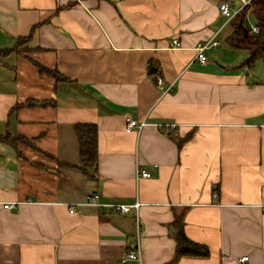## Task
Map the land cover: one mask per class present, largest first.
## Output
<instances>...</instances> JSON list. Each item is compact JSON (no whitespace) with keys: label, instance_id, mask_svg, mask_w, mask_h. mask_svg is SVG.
I'll list each match as a JSON object with an SVG mask.
<instances>
[{"label":"crops","instance_id":"obj_1","mask_svg":"<svg viewBox=\"0 0 264 264\" xmlns=\"http://www.w3.org/2000/svg\"><path fill=\"white\" fill-rule=\"evenodd\" d=\"M221 2L0 0V134L35 144L0 139V264H264V66L227 42ZM80 122L98 125L94 178L67 164ZM135 203L139 236L137 209L111 206ZM180 217L210 256L175 258Z\"/></svg>","mask_w":264,"mask_h":264},{"label":"trees","instance_id":"obj_2","mask_svg":"<svg viewBox=\"0 0 264 264\" xmlns=\"http://www.w3.org/2000/svg\"><path fill=\"white\" fill-rule=\"evenodd\" d=\"M72 4L73 3H70L69 5ZM249 15H252L255 18L256 25L259 26V32L250 33L247 37L240 26V21L245 25V21ZM232 26L233 32L227 38V42L236 49L248 51L249 55L245 60V64L252 66L257 60L264 61V0H252L251 3L247 5L235 19H233ZM30 37L31 36L18 38L16 42L17 46L26 43ZM35 64L38 66L41 74L53 77L58 81L70 80V78L61 74L57 70L50 69L38 62H35ZM29 105H34V103L30 102ZM74 130L79 144V161L77 163L67 164L83 171L87 176L94 178L96 177L99 163L98 125L91 122H80L74 124ZM0 139L15 147H17L20 142L35 146L31 139L24 136H12L7 133L0 134ZM187 139L188 137L176 138L180 148ZM174 225L176 227V259L182 256H210L211 251L208 245L196 242L187 236L184 227V220L181 217L175 220Z\"/></svg>","mask_w":264,"mask_h":264},{"label":"built area","instance_id":"obj_3","mask_svg":"<svg viewBox=\"0 0 264 264\" xmlns=\"http://www.w3.org/2000/svg\"><path fill=\"white\" fill-rule=\"evenodd\" d=\"M237 0H222L221 4H220V9L221 12L227 17V22H231L233 21V19H235L237 17V15L247 6L251 3L252 0H238L239 4L236 6L235 2ZM249 32L250 33H258L259 32V26L254 24L252 25V27L249 28ZM174 43L177 44L178 40H174ZM218 42L217 41H209L208 43H204V44H199L198 47L196 48L197 50V59L201 62H205L207 60V56L205 54V50L210 46V45H217ZM157 82L158 85L160 86V88L163 90V92H167L170 87H166V85L163 83L162 77L161 76H157ZM146 124L145 121H141L139 122L137 119H134L130 116L126 117V130L128 132H131L135 129H141L144 125ZM175 125H173L174 127ZM141 177H151V172L149 170L146 169H138L137 170V178H141ZM217 194H215L216 196ZM100 195L98 193H92L87 195L86 198V203L87 204H92V205H110V204H103V203H99ZM16 203H5L4 207L6 209H13L16 208ZM113 206L116 210L122 212V213H126L129 212L132 208L137 209L136 211V219H137V230H138V236L140 234V221H139V215H138V207H139V203H135L133 205H129V204H113L111 205ZM71 212H74V206L71 207ZM127 260H136V261H143L142 258V249L140 247V245L138 244L136 246V248H133L131 250H129L127 252V254L123 257L122 261L125 262ZM246 260H248V255L243 256L240 258V261L245 262Z\"/></svg>","mask_w":264,"mask_h":264},{"label":"rangeland","instance_id":"obj_4","mask_svg":"<svg viewBox=\"0 0 264 264\" xmlns=\"http://www.w3.org/2000/svg\"><path fill=\"white\" fill-rule=\"evenodd\" d=\"M239 4V1L237 0L236 2H235V5L237 6ZM254 24H256V22H255V18L252 16V15H249V17H247V19H246V21H245V25L247 26V27H252V25H254ZM231 30H232V25L230 26L229 25V27L226 29V32L227 33H230L231 32ZM263 66H264V63H263V61L262 62H260Z\"/></svg>","mask_w":264,"mask_h":264},{"label":"water","instance_id":"obj_5","mask_svg":"<svg viewBox=\"0 0 264 264\" xmlns=\"http://www.w3.org/2000/svg\"><path fill=\"white\" fill-rule=\"evenodd\" d=\"M240 26H241L243 32L245 33V36L248 37L249 34H250L248 27H246V26L242 23V21H240ZM152 70H153L154 72H156L157 69H156V68H153Z\"/></svg>","mask_w":264,"mask_h":264}]
</instances>
